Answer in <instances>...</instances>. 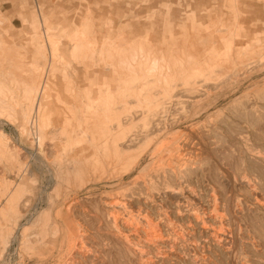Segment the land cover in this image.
<instances>
[{"label":"rangeland","instance_id":"obj_1","mask_svg":"<svg viewBox=\"0 0 264 264\" xmlns=\"http://www.w3.org/2000/svg\"><path fill=\"white\" fill-rule=\"evenodd\" d=\"M260 127L264 0H0V264H264Z\"/></svg>","mask_w":264,"mask_h":264},{"label":"bare ground","instance_id":"obj_2","mask_svg":"<svg viewBox=\"0 0 264 264\" xmlns=\"http://www.w3.org/2000/svg\"><path fill=\"white\" fill-rule=\"evenodd\" d=\"M78 36V35H77ZM89 42L91 41V40H88ZM87 44V43H86ZM90 44V43H89ZM88 45V44H87ZM92 45H93V43H92ZM52 46H53V49H52V51L53 52H55L56 50V46H55V43L54 42H52ZM90 47V46H89ZM88 48V47H87ZM90 48H92L90 51H92V50H95V46L93 45V46H91ZM89 48V49H90ZM121 50V49H120ZM92 53V52H91ZM193 54V53H192ZM52 58L53 59H55L56 57H55V55H52ZM179 60V59H178ZM165 61V60H164ZM177 62V61H176ZM181 62V61H180ZM179 63V62H178ZM177 64V63H176ZM161 65H163V64H161ZM188 66V65H187ZM131 68H132V66H130ZM180 66H178V68H179ZM148 71H151L152 69H151V67H148V66H146L145 67ZM157 73H156V76H159V74L161 75V73H160V68L161 67H159V66H157ZM168 68V67H167ZM188 68V67H187ZM33 70H35V68L33 69ZM34 72V71H33ZM36 72V71H35ZM38 73V72H37ZM36 73V74H37ZM40 73V72H39ZM176 74V73H175ZM34 75V74H33ZM36 76V75H35ZM168 76H169V74H168V71L166 72V78H168ZM195 76V75H194ZM42 77V76H41ZM23 79V78H22ZM25 79V78H24ZM169 80V79H168ZM46 82V81H45ZM39 83V82H38ZM26 84V83H25ZM41 84V83H40ZM25 88V87H24ZM8 89V88H7ZM33 89V88H32ZM47 87L45 86V85H41V87L39 88V95H40V98H42V99H45L46 97H45V94H46V92H47ZM4 91V90H3ZM20 91V90H19ZM5 93H7L8 94V91H4ZM2 93V92H1ZM36 96V95H35ZM49 96H51V95H49ZM30 97V96H29ZM38 97V96H37ZM39 98V97H38ZM200 98V97H199ZM31 99V98H30ZM46 99H48V97L46 98ZM45 99V100H46ZM39 100V99H38ZM49 100V99H48ZM13 101V100H12ZM39 102H41V101H39ZM44 102V101H43ZM41 104V103H40ZM41 105H43V103L41 104ZM252 107V106H251ZM92 109V108H91ZM37 110V109H36ZM38 111V110H37ZM37 113V112H36ZM40 114H42V112L40 113ZM44 116V115H43ZM36 117V116H35ZM46 118V117H45ZM42 120H44V119H42ZM41 124V123H40ZM258 124V123H257ZM249 127V126H248ZM255 127V126H254ZM168 128V127H167ZM252 128V127H251ZM260 128H262V127H260ZM262 129H264V128H262ZM255 132V131H254ZM262 132H263V130H262ZM261 133V132H260ZM241 135V134H240ZM105 136V135H104ZM115 136V135H114ZM244 136V135H243ZM242 136V137H243ZM253 136V135H252ZM256 136V135H255ZM241 137V136H240ZM239 137V138H240ZM260 138H261V136H259ZM39 138V137H38ZM105 138H106V136H105ZM244 138H248V137H244ZM244 138H242L243 140H244ZM251 137H249V139H250ZM255 138V137H254ZM259 138V139H260ZM98 139V138H97ZM112 139H114V138H112ZM248 139V140H249ZM39 140V139H38ZM99 140V139H98ZM255 140V139H254ZM262 140V139H261ZM240 141V140H239ZM259 141V140H258ZM95 142H96V138H95ZM251 142V141H250ZM261 142V141H260ZM246 143V142H245ZM248 143V142H247ZM252 143L253 142H251V145H252ZM264 143V142H263ZM103 144V143H102ZM254 144V143H253ZM259 144V143H258ZM104 145V144H103ZM248 145V144H247ZM256 145V144H255ZM99 146V145H98ZM101 146V147H100ZM99 146V148L98 149H101L100 151L102 152V156L103 157H105L106 156V154H107V158H108V156L110 155L109 154V151H107V146H106V144L104 145V146H102V145H100ZM259 146V145H258ZM257 145H256V147H258ZM261 146H263V145H261ZM114 147V146H113ZM116 148H118V147H115V149ZM253 148V147H252ZM264 148V147H263ZM111 149H113V148H111ZM250 149H251V146H250ZM0 150H1V148H0ZM5 150V149H4ZM114 150V149H113ZM142 150V149H141ZM203 150V149H202ZM252 150H256V149H252ZM251 150V151H252ZM244 151V150H243ZM114 152V151H113ZM120 152H122V150L120 151ZM120 152H118V149H117V151L115 152V153H117V154H120ZM128 152V151H127ZM126 152V153H127ZM138 152V151H137ZM144 152V151H143ZM112 153V152H111ZM136 153V152H135ZM142 153V152H141ZM253 154H255V153H253ZM258 154V153H257ZM120 155H122V158H124L122 161H125V157H127L126 155H125V153L123 154V153H121ZM34 156V155H33ZM112 156V155H111ZM110 156V157H111ZM113 157V159H114V157L115 156H112ZM117 157V156H116ZM120 158V157H119ZM104 159V158H103ZM103 159H102V161L97 165V164H94V166L95 167H89L88 169H89V172L91 173V172H99L100 170H103V166L105 167V168H107V166L108 165H113L114 164V161H110V162H107V161H104L103 162ZM106 159V158H105ZM259 159V158H258ZM262 160V159H261ZM115 161H117V160H115ZM131 162V161H130ZM133 162V161H132ZM116 164H120L119 166H120V168H119V172H118V174L116 173L117 171H115V174H112L113 175V178H121L122 177V175H124L125 174V167H123V168H121V166L122 165H125V164H122L123 162H115ZM132 164V163H131ZM41 165V164H40ZM136 165V164H135ZM79 166V165H78ZM82 166V165H81ZM45 167V166H44ZM80 167V166H79ZM114 167H116L115 165H114ZM78 169V168H77ZM132 169V168H131ZM87 171V170H86ZM159 172V171H158ZM122 173V174H121ZM75 174V173H74ZM98 174V173H97ZM99 175V174H98ZM98 178V177H97ZM105 178V177H104ZM107 178V177H106ZM79 180V179H78ZM107 180H109V177L107 178ZM80 181V180H79ZM263 183V182H262ZM254 185V184H253ZM154 189V188H153ZM165 191V190H164ZM94 192V191H93ZM142 193V192H141ZM174 194H175V192H173ZM177 193V192H176ZM172 194V193H171ZM128 198V197H127ZM114 199H116V201H117V198H114ZM113 199V200H114ZM124 199H125V197H124ZM90 200V199H89ZM97 200V199H96ZM115 201V200H114ZM114 201H113V203H112V200H110L109 202H105L104 203V205L102 206V212L101 213H103V211H104V213H103V215L101 214V216H103V217H101L102 219L104 218H109L111 221L109 222L110 224H108V226H106V227H110V231L112 232L111 234H113V236L115 235V236H117L118 238H120L121 240V242L123 243V244H125V208H126V206H125V202H123V200H122V202L120 203H117V204H114ZM118 202V201H117ZM162 203V202H161ZM203 205V204H202ZM205 205V204H204ZM237 205V204H236ZM95 207V206H94ZM211 207V206H210ZM163 208V207H162ZM93 209H96V208H93ZM131 209V208H130ZM172 209V208H171ZM146 210V209H145ZM79 211V210H78ZM82 211V209L80 210V212ZM101 211V210H100ZM232 211V210H231ZM83 213V212H82ZM133 213V212H132ZM135 213V212H134ZM95 214V213H94ZM154 214V213H153ZM170 214V213H169ZM82 215H84V214H82ZM97 215V214H96ZM47 216V215H46ZM45 217V216H44ZM84 217V216H83ZM155 217V216H154ZM84 219V218H83ZM104 219H103V221H104ZM152 221V220H151ZM106 222V221H105ZM65 224V223H64ZM83 224H84V222H83ZM146 224V223H145ZM183 225V224H182ZM67 226V225H66ZM85 226V225H84ZM181 226V225H180ZM69 227V226H68ZM82 226H80V228H81ZM86 227V226H85ZM97 227V226H96ZM147 227V226H146ZM186 228H188V227H186ZM85 228H83V230H84ZM70 230V229H69ZM174 230V229H173ZM89 231V230H88ZM167 231V230H166ZM209 231V230H208ZM108 232V231H107ZM180 232V231H179ZM198 232V231H197ZM84 233V232H83ZM124 233V234H123ZM208 233V232H207ZM160 234V233H159ZM83 236V235H82ZM114 236V237H115ZM143 237V236H142ZM74 238H75V236H72L71 235V233L70 232H68V229H64V243H65V245H66V250H67V252H70L71 251V243L73 242V240H74ZM84 238V237H83ZM63 239V238H62ZM78 239V238H77ZM76 239V240H77ZM213 239V238H212ZM84 240V239H83ZM80 241V240H79ZM136 242V241H135ZM80 243V242H79ZM217 243V242H216ZM80 245V244H79ZM170 245V244H169ZM125 246V245H124ZM180 246V245H179ZM80 247V249H82V247L81 246H78L77 248H79ZM205 247V246H204ZM75 248V247H74ZM158 248V247H157ZM76 249V248H75ZM235 249V248H234ZM78 250V249H77ZM76 250V251H77ZM121 250H123V254H124V252H125V249L123 248V246L122 247H120L119 246V248H117L116 249V254L118 255V258H120V256L122 257V255H120V251ZM183 250V249H182ZM74 251V250H73ZM153 251V250H152ZM78 252H79V250H78ZM81 252H82V250H81ZM170 252V251H169ZM79 254V253H78ZM81 256V255H80ZM73 257H75V255H73ZM77 257V256H76ZM82 257V256H81ZM203 257V256H202ZM73 259V258H72ZM80 260V259H79ZM145 262V261H144ZM72 263V262H71ZM113 263V262H112ZM158 263V262H157ZM68 264H70V262L68 263Z\"/></svg>","mask_w":264,"mask_h":264},{"label":"crops","instance_id":"obj_3","mask_svg":"<svg viewBox=\"0 0 264 264\" xmlns=\"http://www.w3.org/2000/svg\"><path fill=\"white\" fill-rule=\"evenodd\" d=\"M118 50H120V49H119V48H115V49L113 50V53L120 52V51H118ZM121 50H125V49H121ZM122 52H124V51H122Z\"/></svg>","mask_w":264,"mask_h":264}]
</instances>
